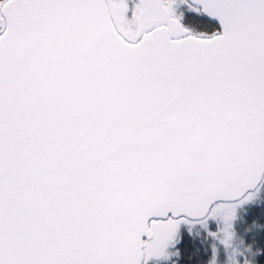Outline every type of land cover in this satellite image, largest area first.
<instances>
[{"label": "snow or ice", "instance_id": "6c2138e0", "mask_svg": "<svg viewBox=\"0 0 264 264\" xmlns=\"http://www.w3.org/2000/svg\"><path fill=\"white\" fill-rule=\"evenodd\" d=\"M0 264H264V0H0Z\"/></svg>", "mask_w": 264, "mask_h": 264}]
</instances>
